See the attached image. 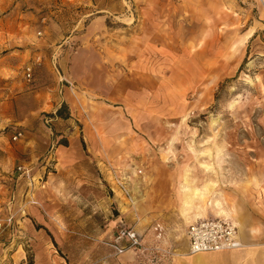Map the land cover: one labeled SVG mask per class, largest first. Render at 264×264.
I'll return each instance as SVG.
<instances>
[{
	"label": "rangeland",
	"instance_id": "374dc122",
	"mask_svg": "<svg viewBox=\"0 0 264 264\" xmlns=\"http://www.w3.org/2000/svg\"><path fill=\"white\" fill-rule=\"evenodd\" d=\"M11 216L0 264H186L188 226L216 216L264 253V5L0 0ZM121 226L146 249L118 254Z\"/></svg>",
	"mask_w": 264,
	"mask_h": 264
},
{
	"label": "built area",
	"instance_id": "2783aa9c",
	"mask_svg": "<svg viewBox=\"0 0 264 264\" xmlns=\"http://www.w3.org/2000/svg\"><path fill=\"white\" fill-rule=\"evenodd\" d=\"M259 2L264 5V0H259ZM24 74L25 78L31 81L34 76V67L27 65ZM22 135L21 131H16L12 136L13 141L19 140ZM141 172L140 170L139 173ZM118 184L125 194L130 193L123 178L118 180ZM12 218V216L8 219L0 218V231L7 225H11ZM187 236L190 253L235 249L243 245L239 226L232 219L218 216L200 218L192 222L188 226ZM124 240H127V244H123ZM114 247L118 254L146 249L140 234L134 228L124 226L119 228L114 238Z\"/></svg>",
	"mask_w": 264,
	"mask_h": 264
},
{
	"label": "crops",
	"instance_id": "0c3cea01",
	"mask_svg": "<svg viewBox=\"0 0 264 264\" xmlns=\"http://www.w3.org/2000/svg\"><path fill=\"white\" fill-rule=\"evenodd\" d=\"M69 138V137H68ZM77 140L74 138L72 143L77 144L76 142ZM63 148L67 149L68 146H63V145H58L57 150H61L63 151ZM73 157L71 156V160H69V162L71 163V165H73L72 167L74 168V165H77L76 162L74 161V159H72ZM60 159V158H59ZM65 162V161H62ZM80 161H78L79 163ZM86 163V161H85ZM61 164L60 160L55 161V168L57 169L58 166ZM59 172L55 173V175H58ZM123 243L127 244V240H124ZM236 249L233 250H228V251H207V252H202L204 254H207L210 258H217V263L216 264H239V261H243V264H262V262L264 261V253H259L258 251H256L255 246H246L243 248H238L237 251H234ZM129 252H133V251H127L125 253H127L128 255H126V257H130ZM194 257L195 254L194 253H189L187 254L186 257L182 258L184 260L187 261L186 264H193L194 263ZM215 262V261H213ZM211 263V262H210ZM126 264H130L128 262H126Z\"/></svg>",
	"mask_w": 264,
	"mask_h": 264
},
{
	"label": "bare ground",
	"instance_id": "6f19581e",
	"mask_svg": "<svg viewBox=\"0 0 264 264\" xmlns=\"http://www.w3.org/2000/svg\"><path fill=\"white\" fill-rule=\"evenodd\" d=\"M243 246H244V244H243ZM231 250H233V249H231ZM194 254H195L196 261H198L200 263L208 264V263L213 262V261H215V262L218 261L217 258H212V257L210 258L207 254H204L202 252H198V253H194Z\"/></svg>",
	"mask_w": 264,
	"mask_h": 264
},
{
	"label": "trees",
	"instance_id": "16d2710c",
	"mask_svg": "<svg viewBox=\"0 0 264 264\" xmlns=\"http://www.w3.org/2000/svg\"><path fill=\"white\" fill-rule=\"evenodd\" d=\"M31 264H33V262H31Z\"/></svg>",
	"mask_w": 264,
	"mask_h": 264
}]
</instances>
